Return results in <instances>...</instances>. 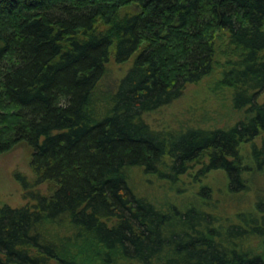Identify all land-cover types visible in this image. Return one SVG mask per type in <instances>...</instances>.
Masks as SVG:
<instances>
[{
  "label": "trees",
  "instance_id": "16d2710c",
  "mask_svg": "<svg viewBox=\"0 0 264 264\" xmlns=\"http://www.w3.org/2000/svg\"><path fill=\"white\" fill-rule=\"evenodd\" d=\"M110 59L130 66L103 104ZM213 77L245 118L174 134L144 122ZM263 93L264 0H0V154L25 143L48 186L21 179L26 204L0 206V264H264L241 248L264 240L261 219L221 231L202 207L157 208L129 177L174 182L205 160L233 196L264 186Z\"/></svg>",
  "mask_w": 264,
  "mask_h": 264
},
{
  "label": "rangeland",
  "instance_id": "374dc122",
  "mask_svg": "<svg viewBox=\"0 0 264 264\" xmlns=\"http://www.w3.org/2000/svg\"><path fill=\"white\" fill-rule=\"evenodd\" d=\"M129 66V63L117 64L113 59L109 60L96 90L98 102L104 104L114 94ZM215 79L207 78L197 85L188 86L171 104L145 114L142 117L144 122L153 130L174 134L190 128H227L245 118V113L231 107L227 91H212ZM263 99L264 93L260 100ZM259 141L260 139L256 140L257 145ZM248 148L249 145L243 146L242 156ZM30 160L31 150L25 143H18L9 151L0 154V206L17 208L26 204L21 179L31 186L29 190L48 192L46 184L35 187V175L31 170ZM205 162L200 160L190 164L186 173L178 176L174 182L166 177L162 179L156 175H145L137 168L130 170L129 177L137 191L157 208L173 205L183 211L191 204L202 207L216 219L215 226L221 227V231L230 224H238L236 214L241 213H251L253 217L261 219L263 225L264 214H256L253 203L257 199L264 203V186L252 179L248 191L233 196L225 188L226 180L222 172H201ZM162 173L167 175L169 171L162 170ZM204 189L209 193L206 194ZM241 245L244 250L264 254V240L261 238L249 237Z\"/></svg>",
  "mask_w": 264,
  "mask_h": 264
}]
</instances>
